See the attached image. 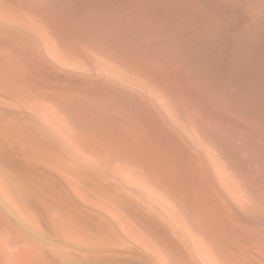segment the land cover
I'll return each instance as SVG.
<instances>
[{"label":"bare ground","instance_id":"bare-ground-1","mask_svg":"<svg viewBox=\"0 0 264 264\" xmlns=\"http://www.w3.org/2000/svg\"><path fill=\"white\" fill-rule=\"evenodd\" d=\"M0 264H264V0H0Z\"/></svg>","mask_w":264,"mask_h":264}]
</instances>
